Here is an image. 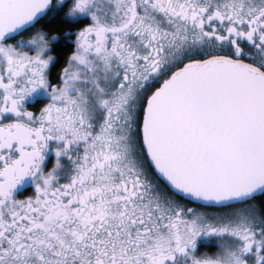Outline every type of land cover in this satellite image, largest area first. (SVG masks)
I'll return each mask as SVG.
<instances>
[{"label": "snow or ice", "instance_id": "obj_1", "mask_svg": "<svg viewBox=\"0 0 264 264\" xmlns=\"http://www.w3.org/2000/svg\"><path fill=\"white\" fill-rule=\"evenodd\" d=\"M0 264H264V0H0Z\"/></svg>", "mask_w": 264, "mask_h": 264}, {"label": "flooded vegetation", "instance_id": "obj_2", "mask_svg": "<svg viewBox=\"0 0 264 264\" xmlns=\"http://www.w3.org/2000/svg\"><path fill=\"white\" fill-rule=\"evenodd\" d=\"M51 161H52V154L50 152L47 158V163L50 164ZM31 189H32V184L29 178V179H26L20 186H18V193L23 195Z\"/></svg>", "mask_w": 264, "mask_h": 264}]
</instances>
